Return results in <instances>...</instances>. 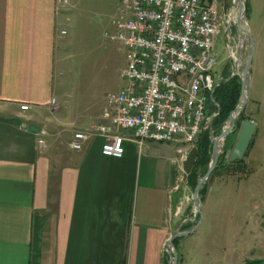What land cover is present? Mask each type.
<instances>
[{"label": "crops", "instance_id": "obj_1", "mask_svg": "<svg viewBox=\"0 0 264 264\" xmlns=\"http://www.w3.org/2000/svg\"><path fill=\"white\" fill-rule=\"evenodd\" d=\"M70 2L0 0V264H167L190 147L131 137L106 156L95 135L70 148L106 104L68 99Z\"/></svg>", "mask_w": 264, "mask_h": 264}, {"label": "rangeland", "instance_id": "obj_2", "mask_svg": "<svg viewBox=\"0 0 264 264\" xmlns=\"http://www.w3.org/2000/svg\"><path fill=\"white\" fill-rule=\"evenodd\" d=\"M244 1V26L249 28L254 40L244 107L245 114L256 124L252 144L242 158V165L227 166L209 180L204 200L200 201L203 219L193 231L179 236L178 250L175 246L177 264H264V0ZM118 2H70L72 7L68 13L71 16L62 26L66 31L63 52L68 79L72 83L67 88L68 99L79 110L99 105L107 91H116L125 84L120 76L125 49L120 41L105 34L113 30L112 20L117 15ZM219 13L221 25L213 43L215 79L222 78L224 68L230 74L234 73L237 59V72L241 74V62L249 48L247 35L241 33V41L234 26L236 6L233 0H219ZM213 112L216 111L210 112L211 118L205 124L210 130ZM225 126L224 122L221 131ZM232 131L227 135L222 151L224 145L227 149L232 148L229 147ZM181 182L184 184L185 181ZM185 188L187 197L179 219L184 218L193 225L196 220L189 219L195 208L191 199L193 189L186 185Z\"/></svg>", "mask_w": 264, "mask_h": 264}, {"label": "built area", "instance_id": "obj_3", "mask_svg": "<svg viewBox=\"0 0 264 264\" xmlns=\"http://www.w3.org/2000/svg\"><path fill=\"white\" fill-rule=\"evenodd\" d=\"M117 8L113 30L105 34L125 49L120 69L125 84L106 93L104 121L74 131L70 148L80 149L95 135L106 156H122L123 142L131 137L139 146L156 140L191 147L211 118L208 108L216 104L212 93L220 78L212 71L219 0H119Z\"/></svg>", "mask_w": 264, "mask_h": 264}, {"label": "water", "instance_id": "obj_4", "mask_svg": "<svg viewBox=\"0 0 264 264\" xmlns=\"http://www.w3.org/2000/svg\"><path fill=\"white\" fill-rule=\"evenodd\" d=\"M233 4H237V14H236V22L234 23V26L236 30L239 32L240 40L242 41L243 38H241V33H245L248 37L249 41V48L247 51V55L245 59L241 62L242 65V71L241 74H239L241 78V91H240V98L237 103V105L234 107V109L229 113L225 123V128L218 134L213 135L211 132V143H212V152L210 161L208 164V167L205 171V173L197 180L193 191L191 195L192 202L194 204V212L193 215L189 218L190 220H196V222L189 228L181 230L182 224L185 222L183 220L179 226H177L176 229H174L168 238L166 239L164 249L168 253V262L167 264H177V250L175 248V245L173 243V239L175 237L187 234L191 231H193L197 225L201 222L202 219V210H201V202L199 200V190L202 187L203 183L207 181L209 178L212 170L217 164L218 156L222 151L223 144L226 140L227 135L233 130V125L235 124V120L239 113L244 109L247 98H248V91H249V68L250 63L254 51V40L253 36L249 30V28L245 26H241V22L243 21V18L245 17V1L244 0H233ZM238 27H241V30H239ZM239 50L238 48V56H239ZM239 59L235 60V72L231 74H238L237 72V66ZM256 124L253 120L249 118L242 119L240 126L237 130L236 137L234 144L231 149H227L225 151V157L229 160H238L242 159L245 155V152L251 142L252 136L255 132ZM197 156V148L192 145L183 161H182V181L186 180V177L188 173L191 171L192 166L194 164V161Z\"/></svg>", "mask_w": 264, "mask_h": 264}, {"label": "trees", "instance_id": "obj_5", "mask_svg": "<svg viewBox=\"0 0 264 264\" xmlns=\"http://www.w3.org/2000/svg\"><path fill=\"white\" fill-rule=\"evenodd\" d=\"M248 9V8H247ZM231 72L228 69L224 68L222 70V78L215 86L212 93L213 99L216 104L210 106L208 113L216 111V114L212 118L211 130L209 128L201 131L199 136L194 142V146L197 148V156L192 166L191 171L188 173L184 184L190 188H194L197 180L205 173L207 166L210 161L211 152H212V143H211V132L213 135H218L221 132L223 123L226 121L228 114L234 109L237 105L240 98L241 91V78L238 74L231 76ZM250 118L248 117L244 109L239 113L235 120V128L232 131L230 139V148L234 144V138L236 137L237 130L240 126L242 119ZM228 139V141H229ZM252 140V139H251ZM252 141L250 142L248 148L251 146ZM227 147L224 145L223 151L218 156V161L214 169L212 170L208 182L203 183L202 187L199 190L200 201L204 200L205 194L208 190L209 180L216 174H220L222 170L229 167H236L244 163L243 159L238 160H229L225 157V151ZM192 226L190 222H185L181 226V230L189 228ZM179 236L173 239L174 245L178 246ZM178 250V248H177ZM179 252V251H178ZM167 254L164 255L165 262L167 261ZM180 259V258H179Z\"/></svg>", "mask_w": 264, "mask_h": 264}, {"label": "bare ground", "instance_id": "obj_6", "mask_svg": "<svg viewBox=\"0 0 264 264\" xmlns=\"http://www.w3.org/2000/svg\"><path fill=\"white\" fill-rule=\"evenodd\" d=\"M237 4H235V6H236ZM236 14H237V6H236ZM236 22V17H235V20H233V23H235ZM241 26H244V22L242 21L241 22ZM239 28V30H241V27H238Z\"/></svg>", "mask_w": 264, "mask_h": 264}]
</instances>
